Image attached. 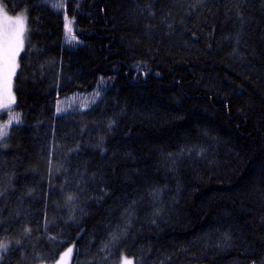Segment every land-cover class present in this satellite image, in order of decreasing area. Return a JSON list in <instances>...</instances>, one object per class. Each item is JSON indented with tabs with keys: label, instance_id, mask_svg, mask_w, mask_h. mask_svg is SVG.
<instances>
[{
	"label": "trees",
	"instance_id": "obj_1",
	"mask_svg": "<svg viewBox=\"0 0 264 264\" xmlns=\"http://www.w3.org/2000/svg\"><path fill=\"white\" fill-rule=\"evenodd\" d=\"M0 3L27 15L22 123L0 147L15 177L0 241L17 249L2 264H55L73 245L71 264H264V0H157L155 18L147 0ZM72 95L94 97L58 113ZM66 181L83 188L71 204ZM132 201L128 236L101 252Z\"/></svg>",
	"mask_w": 264,
	"mask_h": 264
},
{
	"label": "snow or ice",
	"instance_id": "obj_2",
	"mask_svg": "<svg viewBox=\"0 0 264 264\" xmlns=\"http://www.w3.org/2000/svg\"><path fill=\"white\" fill-rule=\"evenodd\" d=\"M156 2L157 0H147L146 8L144 9V11L147 12L148 16L152 18H155L157 14L152 7ZM170 2L178 3L179 0H170ZM203 2L204 0H197V6H199ZM53 7L61 8L63 7V5L54 4ZM194 10L195 9H193V11ZM0 11L4 10L0 9ZM188 15H191V13L189 12ZM5 17L7 21L13 24V26H5L0 29V108L7 109L11 113V115H9L8 121L5 124L0 125V147L3 148L8 147V144L5 142V138L9 135V128L12 123L15 122L17 125L22 123L20 114L18 112H15L12 108V106L16 103V97L13 92V80L16 76L17 68L19 67L18 57L20 53L25 50V32L27 31L26 15L12 18L7 17V13L5 12ZM170 17L172 18V22H169ZM174 21L175 18L172 17V11L171 9H169L167 14L162 17L161 24H166L168 29H172ZM180 23L183 24V20H180ZM71 24L72 21L69 20L66 16L65 29L69 34L72 33ZM146 27L151 28L153 27V25L149 24L146 25ZM71 38L75 39V36L73 35ZM96 95L99 96V93H96ZM57 111H60L59 107L57 108ZM78 148L79 145H77V148L73 149V151L77 150ZM2 177L3 173L0 172V204L4 203L5 201H8L11 196L15 195V188L12 183L13 179L15 178L14 175H9L6 181L3 180ZM76 189L77 191L75 192L71 191L69 182L67 181L65 182V185L61 188L62 193L66 195L67 204H71L76 201L80 192L83 191V188L79 184L76 185ZM31 194V191H29L26 192L24 195L30 196ZM135 203L136 201H132L129 207L127 209H124L122 213L124 221L123 224L117 225L114 230L110 231L109 241L101 246V252L109 250L112 246L118 244L120 240L128 236L129 229L132 227ZM3 211L4 209L0 207V216L3 215ZM157 214H159V212ZM19 215L20 213L17 212V218L19 217ZM49 223L50 222L46 219V223L44 224L45 232L48 231ZM153 223H155V221H153ZM7 230L8 229L5 227L3 219H0V233L6 232ZM24 232L25 234L30 236L32 229L29 227H25ZM48 240L54 245H60L64 243V241L58 239L57 236H48ZM21 244L22 242L20 240L15 241V245ZM74 247L75 245H73L72 248H68L67 251L61 255V259L56 261V264H63V257L68 256L70 253H72ZM10 248L13 251L17 250L16 248L12 247L11 241H0V264H2ZM37 257L40 258L39 254H37ZM103 259L107 260L108 256H104ZM123 264H132V261H129L125 258L123 260Z\"/></svg>",
	"mask_w": 264,
	"mask_h": 264
},
{
	"label": "rangeland",
	"instance_id": "obj_3",
	"mask_svg": "<svg viewBox=\"0 0 264 264\" xmlns=\"http://www.w3.org/2000/svg\"><path fill=\"white\" fill-rule=\"evenodd\" d=\"M0 9H3L4 11H0V29H2L3 27L7 26V27H12L13 24L10 23L9 21L6 20V17H5V12L6 10L4 9V7L2 6V4L0 3ZM7 13V12H6ZM26 14H21V15H17V16H24ZM17 16H11L7 13V17H17ZM27 17V15H26ZM68 18V17H67ZM69 19V18H68ZM71 20V19H69ZM72 21V20H71ZM71 28H72V33L69 34L67 31V38L70 40V41H74L75 39H72L71 37L74 35V22L72 21V24H71ZM26 34H27V31L25 32V38H26ZM75 36V35H74ZM23 52V51H22ZM21 52V53H22ZM20 53V55H21ZM19 55V57H20ZM19 57H18V64H19ZM18 69V68H17ZM17 72V71H16ZM14 80H15V77H14ZM14 80H13V92H14ZM15 94V93H14ZM16 97V96H15ZM93 95H72L70 97H67L65 98L62 102H60V104H58V107L60 109V111H57L58 113H60L61 111H65V110H69L70 108L74 107V106H77V105H81L82 103H85L86 101H90L91 99H93ZM81 103V104H80ZM15 106V104L12 106V108ZM4 110H7V109H4V108H0V112L4 111ZM6 242H9V241H6ZM71 261H72V253H70L68 256H64L63 257V264H71ZM130 261V260H129ZM43 264H47V263H43ZM56 264V263H55ZM123 264V262H122Z\"/></svg>",
	"mask_w": 264,
	"mask_h": 264
},
{
	"label": "bare ground",
	"instance_id": "obj_4",
	"mask_svg": "<svg viewBox=\"0 0 264 264\" xmlns=\"http://www.w3.org/2000/svg\"><path fill=\"white\" fill-rule=\"evenodd\" d=\"M66 35H67V32H66ZM74 35H75V41L76 40H81V38L77 35V32L76 30L74 29ZM54 199V198H53ZM4 242L8 241V240H3Z\"/></svg>",
	"mask_w": 264,
	"mask_h": 264
}]
</instances>
